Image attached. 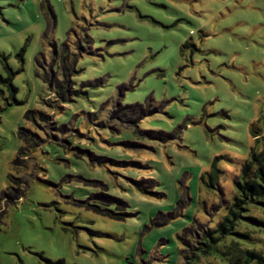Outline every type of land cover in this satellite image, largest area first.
Instances as JSON below:
<instances>
[{
	"label": "rangeland",
	"instance_id": "rangeland-1",
	"mask_svg": "<svg viewBox=\"0 0 264 264\" xmlns=\"http://www.w3.org/2000/svg\"><path fill=\"white\" fill-rule=\"evenodd\" d=\"M262 151L264 0H0V264L264 256Z\"/></svg>",
	"mask_w": 264,
	"mask_h": 264
},
{
	"label": "trees",
	"instance_id": "trees-1",
	"mask_svg": "<svg viewBox=\"0 0 264 264\" xmlns=\"http://www.w3.org/2000/svg\"><path fill=\"white\" fill-rule=\"evenodd\" d=\"M252 160L255 164L258 165L257 168H255L254 172H251V177H249L248 181H245L243 178L242 184H238V192L240 198L236 199V202L232 203V208L230 209V216L224 218V222L219 223L218 229L215 230L213 233H225V235H213L209 233L210 240H218L219 243L217 246L222 244L223 239L230 238L232 239V236H234V240H237L238 243H246L245 240H247V235L239 232H235V230H232V224L234 226H237L239 224H243L246 227L255 226L254 223H258L256 219L247 216V214H240V210L245 208H248V204H250V201H252V196H255V199L257 197H263L264 196V187L260 185L261 182L264 183V151L261 153H258L257 155H252ZM244 204L245 206H243ZM249 214V213H248ZM244 220H249V222H245ZM233 221V222H232ZM238 244V245H240ZM207 248H209V251H213V253H218L220 256L224 255L222 260H227L228 258H225L226 256H230L231 259L228 261L227 264H264V256L260 255L256 252H250L245 249L236 251L237 254L235 255V251H232V253H225L224 251H219L215 245L213 247L210 244H206ZM221 247V246H220ZM202 250V249H200Z\"/></svg>",
	"mask_w": 264,
	"mask_h": 264
}]
</instances>
